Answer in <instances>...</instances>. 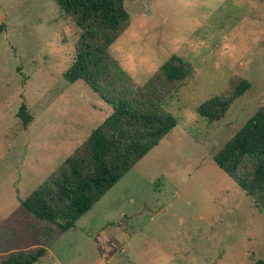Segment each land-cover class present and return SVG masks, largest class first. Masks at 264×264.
I'll return each mask as SVG.
<instances>
[{"label":"rangeland","instance_id":"1","mask_svg":"<svg viewBox=\"0 0 264 264\" xmlns=\"http://www.w3.org/2000/svg\"><path fill=\"white\" fill-rule=\"evenodd\" d=\"M124 5L130 19L108 47L117 63L109 89L134 103L159 99L177 123L33 264L264 262V211L213 160L264 104V0ZM1 23L0 257L41 243L47 222L22 200L112 110L84 81L64 78L81 29L53 0H0ZM172 54L192 71L169 83L156 72ZM241 77L250 87L223 118L196 112ZM21 103L32 116L25 125L15 114Z\"/></svg>","mask_w":264,"mask_h":264},{"label":"trees","instance_id":"2","mask_svg":"<svg viewBox=\"0 0 264 264\" xmlns=\"http://www.w3.org/2000/svg\"><path fill=\"white\" fill-rule=\"evenodd\" d=\"M53 1L81 29L64 78L84 81L112 110L91 130L82 146L22 200L26 211L47 222L38 229L41 243L2 254L0 264L38 261L47 251L48 239L73 227L177 123L170 111L157 106L159 99L134 103L109 89L116 88L111 68L117 63L108 47L130 19L124 0ZM4 27L1 23L0 30ZM191 71L189 62L172 54L156 73L170 83L184 80ZM153 77L145 82L144 89L153 87ZM250 84L244 77L236 83L230 81V90L209 97L195 110L207 121L220 120ZM15 114L24 125L32 119L24 103ZM213 160L264 211V104L218 149ZM246 161L248 171L243 170ZM249 264L264 262L258 259Z\"/></svg>","mask_w":264,"mask_h":264}]
</instances>
